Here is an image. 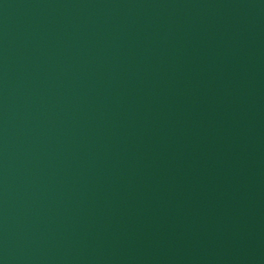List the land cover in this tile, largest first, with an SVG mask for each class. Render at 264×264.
Returning a JSON list of instances; mask_svg holds the SVG:
<instances>
[{
  "label": "water",
  "instance_id": "obj_1",
  "mask_svg": "<svg viewBox=\"0 0 264 264\" xmlns=\"http://www.w3.org/2000/svg\"><path fill=\"white\" fill-rule=\"evenodd\" d=\"M0 264H264V0H0Z\"/></svg>",
  "mask_w": 264,
  "mask_h": 264
}]
</instances>
